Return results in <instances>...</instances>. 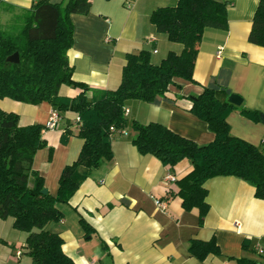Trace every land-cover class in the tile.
<instances>
[{"label":"crops","instance_id":"crops-1","mask_svg":"<svg viewBox=\"0 0 264 264\" xmlns=\"http://www.w3.org/2000/svg\"><path fill=\"white\" fill-rule=\"evenodd\" d=\"M34 1L0 0L2 29L18 27L21 15ZM66 1L50 0L53 4ZM216 1L228 4L229 27L205 30L195 62V82L175 78L166 97L153 102L127 101L128 124L112 138L113 159L90 172L70 202L60 204L63 220L47 226L61 236L63 251L76 264H237L242 258L264 264V200L256 198L255 186L237 177L208 180L210 210L200 226L199 209L186 212L179 195L181 181L194 170L192 161L169 167L153 155L140 154L133 144L134 122L161 124L197 145L212 144L215 134L190 112L192 99L208 88L216 90L223 103L233 94L243 99L241 105L233 104L235 110L227 119L231 134L264 153V123L241 113L248 109L264 115V47L249 40L259 0ZM178 3L93 0L89 14L71 16L74 42L67 56L73 80L88 87V99L120 87L128 54L148 51L152 63L159 65L170 52L182 53V44L169 41L151 23L155 10ZM79 93L69 86L60 90L67 98ZM0 109L17 114L21 127L44 126L48 145L37 153L34 169L44 178L48 192L56 196L63 170L79 160L84 145L78 135V115L59 112L57 126L48 129L55 109L47 102L31 105L5 98L0 99ZM66 130L71 135L64 143L61 136ZM169 174L177 177L175 184L166 181ZM155 199L165 202L167 210ZM82 220L92 228L90 233ZM27 237L15 229L13 218H0V264H33L25 249ZM213 239L220 255L201 261L189 251L191 241Z\"/></svg>","mask_w":264,"mask_h":264},{"label":"trees","instance_id":"trees-1","mask_svg":"<svg viewBox=\"0 0 264 264\" xmlns=\"http://www.w3.org/2000/svg\"><path fill=\"white\" fill-rule=\"evenodd\" d=\"M93 0H68L53 4L35 0L21 15L20 25L2 29L0 25V99L39 105L47 102L58 112H74L80 118L79 137L84 140L79 160L69 164L60 178L56 196L43 193L45 180L34 169L37 153L47 148L44 126L21 127L19 116L0 109V218L14 219V227L28 234L25 249L33 264H76L63 251V239L47 226L64 218L60 204H68L91 171L113 159L112 138L128 124L126 102H153L166 97L175 78L195 82L194 69L206 29L228 30V4L216 0H179L177 6L163 7L151 15V23L169 41L182 44L181 54L170 52L159 65L152 63L148 51L128 54L120 87L114 91L86 96L88 87L73 80L67 53L73 47V14L87 15ZM251 43L264 47V0L253 19ZM19 53L20 63L8 62ZM63 86L80 90L75 98L60 95ZM235 107L221 101L218 92L206 88L192 99L190 112L206 122L215 134L206 146L186 139L166 126L133 123L137 135L133 144L142 155H153L163 164L175 167L190 160L194 170L181 181L183 208L200 211V226L209 213L208 180L237 177L255 186L256 198L264 200V153L254 145L234 137L227 121ZM243 116L259 122V111L241 109ZM71 132L63 133L67 142ZM85 230L92 228L82 220ZM244 249H247L246 242ZM189 251L203 261L220 255L215 239L191 241ZM237 264H259L242 258Z\"/></svg>","mask_w":264,"mask_h":264},{"label":"built area","instance_id":"built-area-1","mask_svg":"<svg viewBox=\"0 0 264 264\" xmlns=\"http://www.w3.org/2000/svg\"><path fill=\"white\" fill-rule=\"evenodd\" d=\"M151 41L153 42L154 39L152 38ZM155 53H157V51H155ZM219 54H221V52H219ZM59 120H60L59 112H58L57 110H55V111L53 112L51 118H50V121L48 122L47 128H48V129H54V128L57 126V123L59 122ZM76 122H77V123L80 122V118H79V117L77 118ZM123 134L126 135V132L123 131ZM263 144H264V139H263ZM166 181H167L168 183H170V184H175V183L178 181V179H177V177H176L175 175H173V174H169V175H167V177H166ZM155 202L157 203V205H158L161 209H163L164 211L167 210V204H166L165 202H163V201H161V200H158V199H155ZM236 225L239 226L238 223H236ZM18 255H20V253H18Z\"/></svg>","mask_w":264,"mask_h":264},{"label":"water","instance_id":"water-1","mask_svg":"<svg viewBox=\"0 0 264 264\" xmlns=\"http://www.w3.org/2000/svg\"><path fill=\"white\" fill-rule=\"evenodd\" d=\"M8 62H10V63H14V64H18V63H20V56H19V53H16V54L10 56V57L8 58ZM242 100H243V99H242L240 96L233 94V95H231L230 98H229V101H230L229 103H232V104H234V105L239 106V105L242 104ZM261 122L264 123V115H262ZM43 193H44V194H47V193H48V190H47V189H44V190H43Z\"/></svg>","mask_w":264,"mask_h":264}]
</instances>
